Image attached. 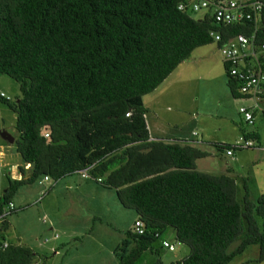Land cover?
<instances>
[{
  "label": "trees",
  "instance_id": "1",
  "mask_svg": "<svg viewBox=\"0 0 264 264\" xmlns=\"http://www.w3.org/2000/svg\"><path fill=\"white\" fill-rule=\"evenodd\" d=\"M188 1L0 0V74L17 81L21 92L16 99L0 95V102L16 113L14 145L23 165L31 164L27 173L20 166L22 178L5 175L0 216L25 184L85 170V179L114 190L144 223V233L125 231L114 249L118 264H140L147 252L156 257L153 264H165L163 240L171 227L190 251L170 264H231L253 244L258 261L264 259V194L252 200L244 182L239 200L232 175L198 170L208 152L193 139L150 134L145 95L161 89L195 49L216 43L221 52L243 35L260 47L256 59L264 62V7L260 20L251 13L225 23L211 8L200 18L179 9ZM221 56L231 96L249 98ZM242 135L260 144L258 132ZM217 146L232 149L231 156L242 149ZM17 211L15 205L0 224V264L36 260L32 248L8 237Z\"/></svg>",
  "mask_w": 264,
  "mask_h": 264
},
{
  "label": "rangeland",
  "instance_id": "2",
  "mask_svg": "<svg viewBox=\"0 0 264 264\" xmlns=\"http://www.w3.org/2000/svg\"><path fill=\"white\" fill-rule=\"evenodd\" d=\"M203 15L204 11H200L193 16L200 18ZM0 89L11 99L21 95L19 83L5 74H0ZM144 101L149 108L147 120L152 134L153 127L164 130L169 137L177 138L179 136L175 135L181 133L184 138L196 140L195 145L208 152L206 157L199 160L198 170L230 174L229 169L233 168L236 171L239 200L243 197L245 183L251 186V199L254 201L264 191V150L258 153L260 149L257 147L242 148L237 149L234 156H227L217 146L219 143L233 145L243 137V130L249 132L255 127L259 128L262 136L263 143L259 147L264 146V121L258 108L255 124L246 122L243 115L240 117V106H255V101L230 95L221 52L216 43L195 49L190 59L179 65L161 89L145 95ZM152 117L159 119L152 124ZM1 131L14 138L19 135L16 113L0 102ZM0 143L4 144L0 146V150L4 151V157L0 159L3 171L8 170V165L17 167L22 159L14 143L6 142L1 135ZM238 173L245 180L242 181ZM73 175L75 180L71 185L66 178L56 186V181L51 179L45 185L36 181L20 188L14 200L22 198L28 204L20 209L18 207V213L10 217L12 228L21 237L12 239L37 252V264H116L114 249L125 231L134 228L136 213L121 205L114 190L104 189L94 180L86 181L80 172ZM5 179L4 173H1L0 195ZM48 186H53L52 192L43 193ZM258 223L262 228L260 216ZM164 237L176 248L172 252L164 249L161 259L165 264L189 253V246L177 240L172 227ZM238 241L232 244L230 251L237 247ZM258 257L259 247L253 244L231 264H264V259L257 261ZM155 259L153 254L147 252L140 264H153Z\"/></svg>",
  "mask_w": 264,
  "mask_h": 264
},
{
  "label": "built area",
  "instance_id": "3",
  "mask_svg": "<svg viewBox=\"0 0 264 264\" xmlns=\"http://www.w3.org/2000/svg\"><path fill=\"white\" fill-rule=\"evenodd\" d=\"M262 1H254L250 4L240 2L239 0H189L186 3H180L179 9L185 11L188 7V11H201L211 8L218 21L233 22L241 21L244 16L251 18V13H256L257 18H260V12L263 9ZM251 8L249 12H246V8ZM246 12V15L245 13ZM216 40H219V35L216 36ZM253 42L252 39L243 35H238L237 39L231 40L223 44L221 52L224 59L231 63V74L238 75L241 79V92L250 95L259 107V104L264 100V62L257 60V51L260 49L254 42L251 47L249 43ZM262 45L261 48H263ZM0 95L5 96V93L0 89ZM240 112L244 115L246 121L253 123L254 116L253 110L247 107H241ZM129 113H127V116ZM48 136V134H46ZM240 146L252 145V141H245L244 143L238 141L236 143ZM227 154H232V149L227 150ZM2 172V165L0 164V174ZM84 178H88L89 174L85 170L82 171ZM44 180H49L48 176L44 177ZM13 203L9 204L6 211L12 209ZM6 211L0 216V223ZM134 230L138 233H144V223L142 220L137 219L134 224ZM8 245L4 242L3 247ZM163 245L169 250H173L174 246L168 241L164 240Z\"/></svg>",
  "mask_w": 264,
  "mask_h": 264
},
{
  "label": "crops",
  "instance_id": "4",
  "mask_svg": "<svg viewBox=\"0 0 264 264\" xmlns=\"http://www.w3.org/2000/svg\"><path fill=\"white\" fill-rule=\"evenodd\" d=\"M195 61L197 60L196 58L194 59ZM156 92V91H155ZM230 93V92H229ZM231 95V94H230ZM245 99H252V98H245ZM247 107H249V109H255V108H258L259 110H260V114L262 115V120L264 121V100L259 104V107H256V105L254 106V105H251V104H248L247 105ZM238 112H239V110H238ZM239 114H240V112H239ZM241 116V118H242V114H240ZM254 115H255V122H256V120H257V115H258V112H257V109H255L254 110ZM156 117H158V116H156ZM156 117H152V124L154 123V121L155 120H158ZM146 118H147V116H146ZM246 121V120H245ZM255 122H254V124H255ZM147 123H148V120H147ZM148 127H149V130H150V134H151V137H152V139H156V138H163V139H173V140H183V141H186V140H188V139H190V138H188L187 139V137L186 138H184V137H182L183 135H181V133H178L177 135H175V136H179V137H169L165 132H164V130H161V129H159V128H155L154 129V127H153V131H154V134H152L151 133V129H150V126H149V124H148ZM252 131H256V132H258V134H259V136H260V145L263 143L262 142V136H261V133L259 132V128L258 127H255V129H253ZM0 146H4V144H2V143H0ZM257 148H259L260 150L258 151V153H261L262 151H261V149L262 150H264V146H261V147H257ZM227 155V154H226ZM228 156V155H227ZM4 157V156H3ZM230 158V157H229ZM200 160V159H199ZM199 160L197 161V168H198V166H199V164H198V162H199ZM231 160H234V159H231ZM8 163H5V165H7ZM23 165V161L21 162V163H18L17 164V167H13L12 166V168L10 167L11 165H8V170H9V168H10V172H11V176L12 177H20L23 173H21L20 172V166H22ZM227 165L228 166H230L229 165V163L227 162ZM29 167L28 166H26V169H28ZM230 170V174L236 179V171L233 169V168H230L229 169ZM6 173H8L7 172V170L6 171H4V175H6ZM26 173H27V170H26ZM77 173H79V172H77ZM75 174V173H74ZM237 175H239V173L237 174ZM241 178H242V181L243 180H245L244 179V177L242 176V175H239ZM69 177V178H68ZM67 178V179H66ZM83 178V177H82ZM66 179V181H68L69 183H70V185L73 183V181L75 180L74 179V175L73 174H71V175H68V176H65V177H63V178H61V179H59L58 181H56L55 182V186L56 185H58L61 181H63V180H65ZM85 179V178H84ZM86 181H88V179H85ZM1 182L3 183L4 182V180H1ZM236 182H237V179H236ZM25 185H27V184H25ZM44 185H45V183H44ZM64 186H67V184H64ZM2 187H4V185L2 186ZM53 186H50V188H49V186H48V188L46 189V188H44L43 189V193H47V192H52V190H51V188H52ZM55 188V187H54ZM46 189V190H45ZM105 189V188H104ZM248 189H249V192H250V197L252 196V189H251V186H248ZM20 190V189H19ZM19 190H18V192H19ZM108 190H111V189H108ZM17 192V193H18ZM239 193V192H238ZM260 194H264V191L262 190L261 191V193ZM259 194V195H260ZM258 195V196H259ZM16 196V195H15ZM15 196H14V198H15ZM13 201H14V203L16 204V206L17 207H19V209L21 208V207H25L27 204H28V201H23L22 200V198L21 199H16V201L13 199ZM70 210L72 209V207H70L69 208ZM19 211V210H18ZM18 211L17 212H15L14 214H16V213H18ZM21 215V214H20ZM12 216V215H11ZM10 216V217H11ZM136 219H138V217H137V215L135 214L134 215V221L136 220ZM9 220H10V218H9ZM123 230H125V229H120V231H123ZM174 232H175V230H174ZM176 233V232H175ZM8 237H9V239H11L12 241H14L12 238H21V237H19V234L17 233V232H15L14 231V229L12 228V226H11V224L9 223V229H8ZM109 235H110V232H109ZM122 236V235H121ZM54 238H56V237H54ZM115 238H117V237H115ZM166 238V237H165ZM167 239V238H166ZM16 243V242H15ZM17 244H20V243H17ZM21 245H24V244H21ZM246 251V250H245ZM244 251V252H245ZM243 252V253H244ZM259 254H260V249H259ZM36 256H38V253L36 252ZM115 260H117V259H115ZM36 261V260H35ZM258 261V260H257ZM116 264H117V261H116Z\"/></svg>",
  "mask_w": 264,
  "mask_h": 264
},
{
  "label": "clouds",
  "instance_id": "5",
  "mask_svg": "<svg viewBox=\"0 0 264 264\" xmlns=\"http://www.w3.org/2000/svg\"><path fill=\"white\" fill-rule=\"evenodd\" d=\"M258 1H262V3H263V5H264V0H258ZM264 7V6H263ZM263 10V9H262ZM201 11H206V10H201ZM194 12H200V11H194ZM261 17V16H260ZM259 20H260V18H259ZM258 28V26L256 25L255 26V30ZM259 31V30H258ZM257 31V32H258ZM5 93V92H4ZM5 97H7L6 96V94H5ZM7 98H9V97H7ZM249 98H252L250 95H249ZM253 99V98H252ZM254 100V99H253ZM255 101V100H254ZM255 105H256V103H255ZM241 107H247V106H240V108ZM257 107V106H256ZM240 108H239V112H240ZM247 108H249V107H247ZM256 109V108H255ZM255 109H253V116H254V119H255V115H254V110ZM240 114H242L241 112H240ZM243 115V114H242ZM243 117H244V115H243ZM244 119H245V117H244ZM246 120V119H245ZM246 122H248V121H246ZM248 123H250V122H248ZM250 124H254V121H253V123H250ZM197 135V134H196ZM3 139V138H2ZM4 140V139H3ZM189 140V139H188ZM194 140V139H193ZM240 142H242V143H244L245 141H252L253 142V144L252 145H249V146H242V148H254V147H259L260 146V144L258 143V141H256V140H254V139H252V138H250V139H247V138H245L244 136L243 137H240V140H239ZM195 142H196V140H194V144H195ZM238 141H236L233 145H235L236 143H237ZM11 144V143H10ZM234 147V146H233ZM227 154V153H226ZM228 156H231V155H233V153L232 154H227ZM3 156H4V151H3V149H1L0 150V159H2L3 158ZM1 165H2V172L1 173H4V171H3V164L2 163H0ZM24 168H25V170H29L30 168H31V164L30 163H25L24 165H22ZM26 166H28L29 168L28 169H26ZM11 170H10V168H9V170H7V172L10 174V176H11V172H10ZM21 172V171H20ZM7 174V173H6ZM45 176H48V175H45ZM45 176H43L42 178H40L38 181H40V183H42V184H44L45 182H47V181H49V180H51L52 178L51 177H49V180H44V177ZM12 177V176H11ZM23 177V174L20 176V177H12V178H22ZM84 178V177H83ZM53 180V179H52ZM5 187V186H4ZM3 190V189H2ZM10 203H13V208L12 209H10V210H8V211H6L7 210V208L9 207V205H7L6 207H5V210H4V212L6 211V214L4 215V217L2 218L3 220H1V223L2 222H4V220H6V215H10V212H11V210H14L15 209V203H14V201H11V202H9V204ZM17 209H18V207H17ZM3 212V213H4ZM139 219V218H138ZM137 220V219H136ZM135 220V221H136ZM0 223V224H1ZM1 232V231H0ZM54 237H56V234L54 235ZM164 240H166V241H168L166 238H164ZM163 240V241H164ZM4 241V240H3ZM4 242H7V241H4ZM4 242H3V244H4ZM169 242V241H168ZM8 243V242H7ZM170 244H172L171 242H169ZM3 244H2V248H4L3 247ZM17 244V243H16ZM173 246H174V244H172ZM165 247V246H164ZM165 248H167V247H165ZM168 249V248H167ZM169 250V249H168ZM176 250V248H175V246H174V249L173 250H169L170 252H172V251H175ZM185 257V256H184ZM177 261V260H176ZM31 264H37V262L35 261V262H32Z\"/></svg>",
  "mask_w": 264,
  "mask_h": 264
},
{
  "label": "water",
  "instance_id": "6",
  "mask_svg": "<svg viewBox=\"0 0 264 264\" xmlns=\"http://www.w3.org/2000/svg\"><path fill=\"white\" fill-rule=\"evenodd\" d=\"M0 135L8 143L13 144L15 142V138L11 136L9 133H7L6 131H1Z\"/></svg>",
  "mask_w": 264,
  "mask_h": 264
}]
</instances>
